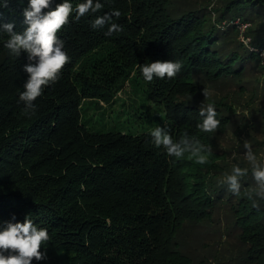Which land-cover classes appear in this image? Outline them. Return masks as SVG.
<instances>
[{
  "label": "trees",
  "instance_id": "trees-1",
  "mask_svg": "<svg viewBox=\"0 0 264 264\" xmlns=\"http://www.w3.org/2000/svg\"><path fill=\"white\" fill-rule=\"evenodd\" d=\"M62 2L52 0V7ZM99 2L98 13L79 22L73 17L57 33L71 60L44 87L32 113L19 99L27 54L10 55L3 47L7 35L0 34V224L30 216L47 228L51 240L41 248L47 258L33 264H194L205 226L216 223L218 230L223 214L226 235L240 244L229 261L264 264V199L250 201L244 192L254 184L251 174L240 196L221 183L233 164L250 168L228 158L233 148L245 151L243 134L264 160V109L251 112L252 121L238 111L239 98L264 75L258 51L264 48V0ZM27 3L13 0L2 9L3 21L16 31L25 27ZM113 10L121 13L113 21L122 32L106 36L107 27L92 28L96 16ZM238 17L250 23L254 51L238 38L231 23ZM156 60L182 68L173 79L146 82L138 65ZM228 85L235 91L225 90ZM126 86L162 110L160 126L174 139L187 131L210 146L206 162L195 163L190 153L167 156L153 145L150 128H91L83 111L100 102L111 107ZM213 86L221 92L212 94ZM256 91L251 88L248 102ZM209 103L220 124L203 133L196 124L200 107ZM223 135L237 144L228 146Z\"/></svg>",
  "mask_w": 264,
  "mask_h": 264
},
{
  "label": "clouds",
  "instance_id": "clouds-1",
  "mask_svg": "<svg viewBox=\"0 0 264 264\" xmlns=\"http://www.w3.org/2000/svg\"><path fill=\"white\" fill-rule=\"evenodd\" d=\"M13 0H0V34H6L3 47L9 54L20 57L27 54V63L23 65V71L27 74V80L23 85L24 91L19 95L20 101L24 102L25 113L35 111L34 101L43 94L44 87L55 83L59 79L61 69L70 62L71 58L63 51L64 42L59 39L57 33L67 25L74 17L79 22L82 17L98 13L103 4L99 0H84L82 3L73 4L70 0H63L52 7V0H28L27 6L22 9V31H16L12 22L3 21L2 9L8 8ZM22 3L23 0H15ZM121 15L119 10L96 16L91 21L93 29L105 28L106 36L120 33L123 28L113 21V17ZM254 51V49H253ZM264 57V52L260 53ZM138 68L146 82L154 79H173L182 68V64L172 60H156L138 65ZM202 95L207 98L209 92L204 89ZM201 121L196 124L197 129L203 133H213L217 130L220 121L218 113L212 103L202 105L199 109ZM152 143L156 148H163L166 155L181 158L190 153L195 157V163L204 164L205 157L211 153V147L202 143L184 131L179 139H174L172 134L165 128L157 125L150 130ZM243 157L249 167H241L238 163L233 164L231 173L224 175L222 184H226L228 190L235 196L241 195L242 181L251 174L253 185L244 189L248 200L254 201V197L264 199V160H258L252 149L251 143L243 141ZM253 206H256L255 202ZM14 219V218H13ZM51 240L47 228L38 227L30 216L24 221H5L0 224V264H33V259L41 261L47 258L46 251L41 248Z\"/></svg>",
  "mask_w": 264,
  "mask_h": 264
},
{
  "label": "rangeland",
  "instance_id": "rangeland-1",
  "mask_svg": "<svg viewBox=\"0 0 264 264\" xmlns=\"http://www.w3.org/2000/svg\"><path fill=\"white\" fill-rule=\"evenodd\" d=\"M215 1L216 0H212L211 4L213 5ZM255 77H257V75L255 76L254 73L251 78ZM259 80V83L256 82V79L252 80L248 88L249 90L239 98L240 105H238V111L245 113L249 120L252 119V114H257V110L264 109V75H262ZM252 87L256 88L258 97L252 102H248L249 91ZM221 89L222 88L213 86L210 91L212 94H219ZM226 89L235 91L236 86L228 85L225 90ZM251 112L253 113L251 114ZM162 113V110L158 106H155L152 102L146 101L141 92H133L132 88L129 86H126L124 90L118 91L116 101L111 107L100 102V107L98 105L96 108H89L88 112L83 111L84 119L87 120L91 128L105 130L117 127L133 132L142 131L146 128L152 129L160 125L158 118ZM101 114H105V118L102 117ZM109 114L112 115L108 117L107 115ZM257 118L260 124L264 122H261L260 116ZM258 121L254 120L255 123H258ZM240 138L247 139L246 134H243ZM221 140L228 146H232V148L238 142L237 139L234 137L232 138L230 135L221 136ZM243 153L244 151L233 148V152L229 154L228 157L229 161L234 162L237 159L238 161L243 160L245 163H249L244 159ZM219 216L222 222L219 223L220 228L218 230L214 228L216 223H213L212 226H205L207 233H204L200 239L202 240L200 241V245L204 244L198 247V252H196L198 258H196L194 264H236L234 261V263L229 261V259L234 257L235 252L239 250V241L233 234L226 235L223 228L224 216L223 214Z\"/></svg>",
  "mask_w": 264,
  "mask_h": 264
},
{
  "label": "built area",
  "instance_id": "built-area-1",
  "mask_svg": "<svg viewBox=\"0 0 264 264\" xmlns=\"http://www.w3.org/2000/svg\"><path fill=\"white\" fill-rule=\"evenodd\" d=\"M231 23L234 24L238 31H239V40L246 46H248L250 49H255L254 47L251 46V36L247 34V30L250 26V23L247 22V21H244L242 19H240L239 17L234 19V20H231ZM259 54L264 52V48L262 49H259ZM261 57V55H260ZM262 60H264V57H261Z\"/></svg>",
  "mask_w": 264,
  "mask_h": 264
}]
</instances>
